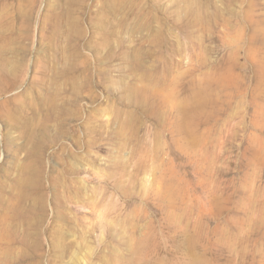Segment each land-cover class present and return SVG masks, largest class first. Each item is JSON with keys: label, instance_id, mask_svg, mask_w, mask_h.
<instances>
[{"label": "rangeland", "instance_id": "obj_1", "mask_svg": "<svg viewBox=\"0 0 264 264\" xmlns=\"http://www.w3.org/2000/svg\"><path fill=\"white\" fill-rule=\"evenodd\" d=\"M223 216L264 224V0H0V264H211Z\"/></svg>", "mask_w": 264, "mask_h": 264}, {"label": "bare ground", "instance_id": "obj_2", "mask_svg": "<svg viewBox=\"0 0 264 264\" xmlns=\"http://www.w3.org/2000/svg\"><path fill=\"white\" fill-rule=\"evenodd\" d=\"M213 221H215V218ZM228 221L229 219L223 216L220 239H218L221 245L217 250L215 245L218 242L214 238L211 264H264L262 254L257 251L259 242L264 240V224L260 223L257 227L240 236L237 246H235L233 242V236L235 235L228 234L230 230V227H228L230 221Z\"/></svg>", "mask_w": 264, "mask_h": 264}]
</instances>
